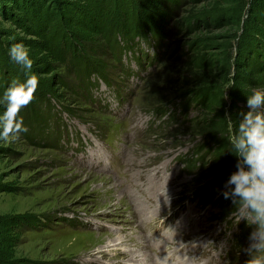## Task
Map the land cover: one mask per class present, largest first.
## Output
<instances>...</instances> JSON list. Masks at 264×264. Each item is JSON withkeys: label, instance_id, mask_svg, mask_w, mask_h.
<instances>
[{"label": "rangeland", "instance_id": "obj_1", "mask_svg": "<svg viewBox=\"0 0 264 264\" xmlns=\"http://www.w3.org/2000/svg\"><path fill=\"white\" fill-rule=\"evenodd\" d=\"M129 26L148 37L125 40ZM14 44L30 72L10 59ZM189 72L209 84L182 86L196 81ZM31 75L38 86L19 114L28 132L0 140L5 264L249 259L252 228L222 195L227 168L203 179L187 164L199 149L210 167L247 97L264 91V0H0V114L8 87ZM162 106L161 122L150 113ZM205 127L213 139L197 134ZM227 163L237 170L232 154Z\"/></svg>", "mask_w": 264, "mask_h": 264}, {"label": "clouds", "instance_id": "obj_2", "mask_svg": "<svg viewBox=\"0 0 264 264\" xmlns=\"http://www.w3.org/2000/svg\"><path fill=\"white\" fill-rule=\"evenodd\" d=\"M9 57L26 72L31 71L33 61L23 44L12 45ZM37 86V77L31 75L23 83L13 82L8 87L2 100L6 108L0 114V140L9 142L28 132L19 114L34 98ZM247 108L249 111L241 113L238 134L230 140L237 170L225 183L222 195L235 205L238 221H246L252 228L248 246L243 249L249 256L246 264H264V91L253 90L247 97Z\"/></svg>", "mask_w": 264, "mask_h": 264}, {"label": "trees", "instance_id": "obj_3", "mask_svg": "<svg viewBox=\"0 0 264 264\" xmlns=\"http://www.w3.org/2000/svg\"><path fill=\"white\" fill-rule=\"evenodd\" d=\"M129 25H131V24H129ZM143 26H150V29H151V27L153 25L150 24V23H144ZM135 28H137V27L135 26V27H133V29H130V26H129V28L127 27V31H125V32L123 31V34L125 36L124 37L125 40L130 41V40L134 39L135 37L142 38V40H145L148 37V33H147L148 27H144L145 29L141 28V30H138V31L137 30L134 31ZM132 30H133V32H130ZM153 37L155 38V40H157V45L160 44V41H161L162 38L161 37H157V35H153ZM195 65H197L196 67H197L198 70H201L202 68L206 69L205 68V64H203V63L195 64ZM80 67H84V65L80 66ZM80 67L79 68L77 67V73L79 74L80 77L82 75H84V72H85V74H88V72L86 71V68L83 69V68H80ZM192 67H194V66H192ZM94 74L95 73H92L91 75H94ZM84 77H85V75H84ZM187 77L194 78V80H196V81H194L193 83H190V81H187V83H182V86H185V87L186 86H192V85H195V86L204 85V86H206V85L209 84L208 81H209L210 77L207 78V77H204V75L202 77L201 76L199 77V75H194L193 72H191V73L189 72L187 74ZM233 83H234V81H233ZM87 88L88 89L92 88V82L91 83L89 82V85L87 86ZM216 91L218 92V88L217 87L212 89V93L213 94L215 93V95H216ZM179 96L182 97L181 95H179ZM207 103H209V102H207ZM231 105H233V104H231ZM184 106H185V108H189V103L186 102ZM163 109H165V106L161 107V110H163ZM207 110H208V112H211L210 107ZM233 124H234V128H235L234 121H233ZM226 127H227V124H226ZM205 128L206 129L198 131L197 134L198 135H205V136L211 134L210 138L213 139V137L216 135V133L213 132V129H209L210 127H205ZM231 150H232L231 143H227L225 145V148L223 149V151L220 154H218V156L215 158V162L210 167L206 168V166H204V162H203L202 156L198 155L200 153V151H199V149H197L196 153H195L196 157H195L194 161H189L187 166L192 169L196 165H201L203 170H207L205 175L203 176V179L212 178L214 175L219 174L224 168H227V173H228L227 177H230V175L234 172V169H231V170L229 169V165L227 163V160H229V157L231 156V153H230ZM7 241L8 240H7V238L4 235H0V243H1L0 246L2 245V243L6 244ZM12 246H13L12 245V240L9 239V260L11 258L10 251H11ZM6 258H7V251L5 250V247H2V248H0V264H5L6 263L5 260H7Z\"/></svg>", "mask_w": 264, "mask_h": 264}, {"label": "built area", "instance_id": "obj_4", "mask_svg": "<svg viewBox=\"0 0 264 264\" xmlns=\"http://www.w3.org/2000/svg\"><path fill=\"white\" fill-rule=\"evenodd\" d=\"M111 104V103H109ZM109 104L108 105H104L105 107H109ZM110 109V108H109ZM166 111H168V109L166 110V107L165 109L163 110H152L151 111V115L153 116V118L157 119V121H164L166 119ZM147 123L150 124V125H153L154 123H156L154 120H147Z\"/></svg>", "mask_w": 264, "mask_h": 264}, {"label": "bare ground", "instance_id": "obj_5", "mask_svg": "<svg viewBox=\"0 0 264 264\" xmlns=\"http://www.w3.org/2000/svg\"><path fill=\"white\" fill-rule=\"evenodd\" d=\"M178 264V263H177Z\"/></svg>", "mask_w": 264, "mask_h": 264}]
</instances>
